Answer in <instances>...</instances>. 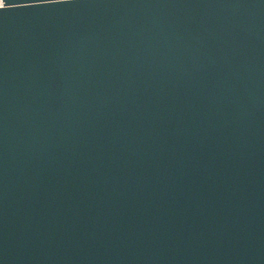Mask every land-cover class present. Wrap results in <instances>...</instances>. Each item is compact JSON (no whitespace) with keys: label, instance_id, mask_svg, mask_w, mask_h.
<instances>
[{"label":"water","instance_id":"1","mask_svg":"<svg viewBox=\"0 0 264 264\" xmlns=\"http://www.w3.org/2000/svg\"><path fill=\"white\" fill-rule=\"evenodd\" d=\"M0 264H264V0H1Z\"/></svg>","mask_w":264,"mask_h":264},{"label":"built area","instance_id":"2","mask_svg":"<svg viewBox=\"0 0 264 264\" xmlns=\"http://www.w3.org/2000/svg\"><path fill=\"white\" fill-rule=\"evenodd\" d=\"M1 6H2V5H1V0H0V8H1Z\"/></svg>","mask_w":264,"mask_h":264},{"label":"snow or ice","instance_id":"3","mask_svg":"<svg viewBox=\"0 0 264 264\" xmlns=\"http://www.w3.org/2000/svg\"><path fill=\"white\" fill-rule=\"evenodd\" d=\"M3 2L5 3V0H3Z\"/></svg>","mask_w":264,"mask_h":264}]
</instances>
